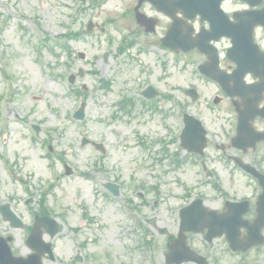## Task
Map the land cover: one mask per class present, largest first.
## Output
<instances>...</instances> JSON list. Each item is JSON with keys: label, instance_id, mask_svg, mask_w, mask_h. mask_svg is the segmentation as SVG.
Returning <instances> with one entry per match:
<instances>
[{"label": "rangeland", "instance_id": "rangeland-1", "mask_svg": "<svg viewBox=\"0 0 264 264\" xmlns=\"http://www.w3.org/2000/svg\"><path fill=\"white\" fill-rule=\"evenodd\" d=\"M133 2L103 0L100 6L89 4L81 12L78 11L81 5L75 0H0V96L5 97L0 100L3 112L0 119V197L26 193L20 184L27 187L30 183L33 190L35 185L46 187L54 182L57 186L49 199L54 205L70 208L67 214L70 224L77 223L83 210L81 205L85 204L90 216L96 219L90 223L89 234L85 236L96 241L91 242L90 250L98 257L94 264H138L144 253L133 247L135 237L128 234L134 220L120 211V202L96 190L95 179L100 180V174L95 166L102 165L108 172V179H118L121 199L128 197L136 202L134 192L137 188L159 186L155 194L161 203L155 211L146 209V214L151 217L156 213L157 221L163 226H166V183L197 181L193 163L173 170L169 159L157 160L163 146L158 139L175 134L180 127V113L173 100H160L162 112L159 114L142 112L138 104L127 115L116 105L125 89L137 86L134 92L137 98L146 83L166 90L174 95L175 101L181 102L182 88L196 82L195 56L163 54L151 44L141 52L138 44L147 42L145 37L139 38L127 55L116 51L121 36L134 29L129 15ZM4 3L10 7L11 14L5 12ZM236 6L230 2L225 8L230 10ZM20 11L27 14V20L29 16L36 17L38 23L28 21L23 25L18 19ZM125 12L127 17L123 18L121 14ZM114 17L115 22L108 21ZM90 18L93 22L104 23L103 30L94 28L90 34L83 33ZM70 30L81 33L78 39L70 42V55L59 48L39 45L43 32L57 36ZM77 51L85 58L79 59ZM163 58L166 65H162ZM79 69L82 75L76 76L70 86L68 74H76ZM107 79L110 81L108 88L102 86V81ZM72 88L85 90V99L82 93H69ZM202 97L207 98L206 93ZM82 99L86 102L85 117L77 121L71 113ZM33 123L40 126L36 138L31 130ZM82 136L102 142L103 156L92 146H82ZM142 141L149 147L143 148ZM47 146L52 148L50 153ZM174 147L169 146L170 149ZM63 162L72 167L74 174L57 178L63 170ZM88 171L95 173L89 179L78 174ZM228 177L224 172L221 181L228 182ZM146 196L151 199L154 194L148 191ZM22 198L13 207L26 220ZM0 229L10 231L5 224H0ZM12 232L15 236L12 249L26 254L28 248L23 231ZM152 234H155L156 245L147 260L162 264L163 237L154 231ZM59 238L57 246L64 256L63 261L75 254L83 236L67 231Z\"/></svg>", "mask_w": 264, "mask_h": 264}, {"label": "flooded vegetation", "instance_id": "flooded-vegetation-1", "mask_svg": "<svg viewBox=\"0 0 264 264\" xmlns=\"http://www.w3.org/2000/svg\"><path fill=\"white\" fill-rule=\"evenodd\" d=\"M201 27L208 28L196 26V30L200 31ZM165 28L166 26L157 27V41ZM210 44L205 49L206 53L195 52L200 61L204 63L208 58L207 54L213 56L223 50L225 55L229 50L233 59L218 60L224 72L230 73L235 67V58L260 59V49L264 51V27L256 26L251 32L232 31L229 37L210 40ZM195 88L199 94L201 90L208 94L207 99L195 103L189 99L191 103L187 105V108H194L191 114L205 130L204 149L201 153L193 154L196 168L203 173V180L190 184L166 183L163 261L166 259V264H264V138L256 139L257 134L264 133V84L259 86L257 72L247 71L236 78L219 76L217 80H213L201 76ZM239 116L244 117L245 124L243 132L237 136ZM238 162L247 164L251 171H244L237 165ZM218 172H226L229 181H207L215 179ZM156 190L155 187L145 188L141 198L135 192L136 203L129 198L125 202L140 214H145L146 209L156 210L160 205V200L155 198ZM148 191L154 194L151 200L146 198ZM227 201L233 204H226ZM120 211L122 212L121 209ZM67 214L62 209L55 208L33 213V217L48 215L57 221L58 231L52 242L55 249L62 233L70 231L71 234H79L80 229L75 226H85L89 222L86 214V222L78 217L76 224H70ZM155 216L142 217L147 239H150L148 228L156 229L150 224L151 220L156 223ZM181 216L197 222L193 226L199 228V231L190 229L180 233ZM238 221L245 224L238 226L241 235H247L249 231L253 236L258 235L261 241L245 250L235 249L227 237L234 232ZM81 231L82 234H89V231ZM43 233L47 235L45 230ZM128 234L135 237L133 247L137 249L140 230L133 226ZM78 247L81 249L77 252L80 260L75 261L76 263L94 264L98 261L97 254L90 253L92 246L89 241L84 240ZM143 262L141 260L138 263Z\"/></svg>", "mask_w": 264, "mask_h": 264}, {"label": "water", "instance_id": "water-1", "mask_svg": "<svg viewBox=\"0 0 264 264\" xmlns=\"http://www.w3.org/2000/svg\"><path fill=\"white\" fill-rule=\"evenodd\" d=\"M176 1H178L180 5L183 4V6L179 5V7L182 10V13L189 16V18H194L195 14L199 12L203 16L212 18L214 21L213 26L219 25L220 23H222V20H224L222 12L219 9V3L221 0H184V2H182L181 0H176ZM203 2H205L209 6L208 9H205L203 7L205 5L203 4ZM247 19H252V24L261 23L264 25V10L255 13V15H252ZM172 26H177V25L173 24ZM232 26H249V23L248 22L235 23ZM76 117L82 118L83 114L79 111L76 114ZM30 238L32 237L30 236L29 239ZM0 264H30V263L28 259L13 257L10 253L6 241L0 239Z\"/></svg>", "mask_w": 264, "mask_h": 264}]
</instances>
